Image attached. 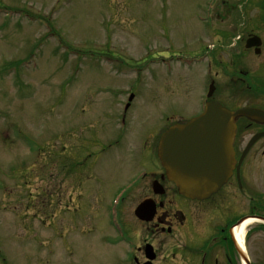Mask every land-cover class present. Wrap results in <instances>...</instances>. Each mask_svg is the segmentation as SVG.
<instances>
[{"label": "rangeland", "instance_id": "374dc122", "mask_svg": "<svg viewBox=\"0 0 264 264\" xmlns=\"http://www.w3.org/2000/svg\"><path fill=\"white\" fill-rule=\"evenodd\" d=\"M221 1L217 12L233 22L242 3ZM205 2L0 0V264H121L127 245L107 221L112 202L141 171H158L153 143L165 118L200 110L203 69L175 60L209 43L199 21ZM158 60L168 69L152 65ZM121 131L114 147L101 144ZM86 133L94 153L79 166L80 183L62 155ZM149 179L120 208L139 238L136 195ZM259 237L264 231L250 233L253 247Z\"/></svg>", "mask_w": 264, "mask_h": 264}, {"label": "flooded vegetation", "instance_id": "af4514ba", "mask_svg": "<svg viewBox=\"0 0 264 264\" xmlns=\"http://www.w3.org/2000/svg\"><path fill=\"white\" fill-rule=\"evenodd\" d=\"M261 1L255 12L238 14L231 23L232 13H215L209 30L212 48L202 46L201 53L194 56L202 64L200 70L205 67L202 81L215 85L213 100L232 110L257 109L251 117L236 119L233 173L217 193L205 200L179 195L163 171L152 173L136 195L135 208L143 200L152 199L154 211L151 217L146 215L148 220L139 219L134 212V232L141 230V237L136 235L135 252L122 257L121 264H264V238H257V246L253 247L249 236L241 242L236 234L243 219L264 217V0ZM221 16L226 21L223 30L218 22ZM254 36L259 37L253 38L259 45L247 47L248 39ZM72 169L75 172L74 165ZM155 181L163 186L162 194H155ZM252 228L264 231L261 223ZM171 236L173 243L169 242ZM148 244L154 254L151 261L146 254Z\"/></svg>", "mask_w": 264, "mask_h": 264}, {"label": "water", "instance_id": "95a60500", "mask_svg": "<svg viewBox=\"0 0 264 264\" xmlns=\"http://www.w3.org/2000/svg\"><path fill=\"white\" fill-rule=\"evenodd\" d=\"M239 114H247V110L234 113L212 102L200 116L164 132L159 157L182 194L203 199L227 180L233 166L234 119ZM146 206L147 201L138 207L140 216Z\"/></svg>", "mask_w": 264, "mask_h": 264}, {"label": "bare ground", "instance_id": "6f19581e", "mask_svg": "<svg viewBox=\"0 0 264 264\" xmlns=\"http://www.w3.org/2000/svg\"><path fill=\"white\" fill-rule=\"evenodd\" d=\"M219 2H220V0H217V1H216V3H217L216 7L218 6V4H220ZM216 3H215V4H216ZM215 9H216V8H215ZM189 65H190V64H189ZM189 65L186 64V63H184L183 61H179V66H186V67H189ZM201 65H202V64L199 63V64H196L194 67H195V68H200ZM191 66L193 67V64H191ZM166 68L168 69V67H166ZM203 68H205V67H203ZM203 68H201V69H203ZM203 73H204V71H203ZM132 188H134V186H133ZM132 188H131V189H132ZM131 189H130V190H131ZM253 222H254L253 220L249 219V220L245 221L243 224H241V225L237 228L236 233H237L239 239L241 240V242H242V239H243V237H244L245 231L247 230V227L249 226V224H252ZM153 258H154V257H153Z\"/></svg>", "mask_w": 264, "mask_h": 264}]
</instances>
